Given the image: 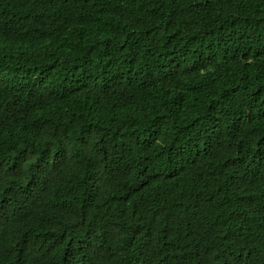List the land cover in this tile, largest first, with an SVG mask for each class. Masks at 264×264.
Wrapping results in <instances>:
<instances>
[{"label":"trees","instance_id":"16d2710c","mask_svg":"<svg viewBox=\"0 0 264 264\" xmlns=\"http://www.w3.org/2000/svg\"><path fill=\"white\" fill-rule=\"evenodd\" d=\"M0 264H264V0H0Z\"/></svg>","mask_w":264,"mask_h":264}]
</instances>
